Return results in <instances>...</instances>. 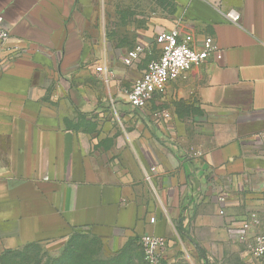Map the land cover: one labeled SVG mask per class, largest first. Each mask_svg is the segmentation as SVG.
I'll use <instances>...</instances> for the list:
<instances>
[{
    "label": "crops",
    "instance_id": "1",
    "mask_svg": "<svg viewBox=\"0 0 264 264\" xmlns=\"http://www.w3.org/2000/svg\"><path fill=\"white\" fill-rule=\"evenodd\" d=\"M176 1L177 25L219 50L136 109L124 92L143 70L110 72L87 39L98 0H0V259L75 233L110 257L149 233L166 264H264L257 228L234 239L264 215V0Z\"/></svg>",
    "mask_w": 264,
    "mask_h": 264
},
{
    "label": "rangeland",
    "instance_id": "2",
    "mask_svg": "<svg viewBox=\"0 0 264 264\" xmlns=\"http://www.w3.org/2000/svg\"><path fill=\"white\" fill-rule=\"evenodd\" d=\"M180 15L181 9L176 0H98L93 23L86 28L87 39L95 50V61L109 63V70L113 72L112 69L120 63L125 66L124 57L141 45L143 52L140 61L125 66L137 76L146 68L147 63L159 54L156 44L158 31L177 25ZM74 235L78 236L76 241L88 245L87 253L91 255L93 264H126L121 254L110 257L101 255V240L87 233H75L57 241L34 243L8 251L0 264H66L65 251ZM135 247L136 254L143 255L141 240L140 243L135 242ZM181 253L183 252L179 254ZM176 256L177 260L169 264H204ZM145 263L148 264L146 260ZM206 264L246 263L239 261L231 253H225L215 261L208 260Z\"/></svg>",
    "mask_w": 264,
    "mask_h": 264
},
{
    "label": "built area",
    "instance_id": "3",
    "mask_svg": "<svg viewBox=\"0 0 264 264\" xmlns=\"http://www.w3.org/2000/svg\"><path fill=\"white\" fill-rule=\"evenodd\" d=\"M226 18L233 23H239L241 14L236 10L230 11L226 14ZM10 38V29L4 17L0 16V51L7 45ZM156 44L159 50L158 56L147 63L141 76L124 92L127 102L136 109H145L155 95L166 91L171 81L185 77L190 70L206 62L215 51L219 50L212 36H207L202 43L198 44L194 35L184 31L179 25L159 31L156 35ZM142 52L143 47L139 45L128 52L123 63L133 65L140 61ZM97 70L105 72V81H110L107 69L98 66ZM151 221L154 222L155 218L152 217ZM234 228L238 231L234 239L243 242L247 240L249 230L253 228L259 230L254 240L252 254L264 262V215L260 218L257 213H250L245 219L236 222ZM168 244V239L164 236L144 233L141 236V245L146 262L164 264Z\"/></svg>",
    "mask_w": 264,
    "mask_h": 264
},
{
    "label": "trees",
    "instance_id": "4",
    "mask_svg": "<svg viewBox=\"0 0 264 264\" xmlns=\"http://www.w3.org/2000/svg\"><path fill=\"white\" fill-rule=\"evenodd\" d=\"M76 238H78V236L74 235L73 238L70 239L67 245V248H66L67 251H65V254L67 256L66 264H93L91 260V255L87 253L88 245H84L82 242L76 241ZM32 244H28L24 247H28L29 245H32ZM136 248L137 247H135V244L128 245L121 253L122 258L126 264H131L132 262H137V264H146L145 259L143 258L144 255L136 254V251H135ZM9 251H12V250H9ZM4 255L5 254H3V256ZM3 256L1 257L0 262Z\"/></svg>",
    "mask_w": 264,
    "mask_h": 264
}]
</instances>
